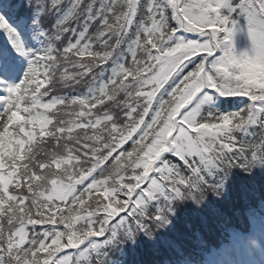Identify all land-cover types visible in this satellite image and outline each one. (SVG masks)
<instances>
[{
  "label": "snow or ice",
  "instance_id": "1",
  "mask_svg": "<svg viewBox=\"0 0 264 264\" xmlns=\"http://www.w3.org/2000/svg\"><path fill=\"white\" fill-rule=\"evenodd\" d=\"M0 36V264H192L264 200V0H0Z\"/></svg>",
  "mask_w": 264,
  "mask_h": 264
},
{
  "label": "trees",
  "instance_id": "2",
  "mask_svg": "<svg viewBox=\"0 0 264 264\" xmlns=\"http://www.w3.org/2000/svg\"><path fill=\"white\" fill-rule=\"evenodd\" d=\"M68 4L69 0H63V9H66ZM57 11L59 12L62 10L58 9ZM56 16L57 12H51V14L46 17L45 23H48L49 21L54 23ZM185 35H187L189 38H198L196 34ZM191 67H193V65L189 64L188 70H190ZM110 70L111 65L108 66L107 71L110 72ZM105 78L107 77L105 76ZM84 88L85 86L82 85L79 88H76L75 90L64 89L58 94L72 95L75 93L83 92ZM242 103V98H234L231 101V104H225L224 108L234 110L237 105H241ZM249 139L251 140V137ZM219 207L220 206L216 204H209L208 208L203 210V212L200 214L201 219L204 222V226L202 227V229H198L195 234V238L190 239V242L185 245L186 253L184 255V258L189 260L192 258H197L198 254L196 253L200 254L199 251H207L212 245H217L219 239L224 240L225 238H227L228 240V236L231 233L230 231H232L233 229H242L244 224L248 225L249 218L251 216L264 214V200H262L259 190H257L253 194L252 198L244 201L242 204H239L236 207L235 211H232V207L231 205H229L228 212L223 215H216L217 209ZM184 212L185 215L189 217H191L193 214V210L191 208H186ZM68 254L69 256H74V252H69ZM125 258L128 259L130 262L135 259L144 261V264H151L152 260L155 257L145 246H141L137 248L135 255L130 253Z\"/></svg>",
  "mask_w": 264,
  "mask_h": 264
},
{
  "label": "rangeland",
  "instance_id": "3",
  "mask_svg": "<svg viewBox=\"0 0 264 264\" xmlns=\"http://www.w3.org/2000/svg\"><path fill=\"white\" fill-rule=\"evenodd\" d=\"M2 39L4 40V37ZM245 44V38L242 35L238 36V48L244 47ZM249 235L258 239L261 246L252 247L247 240ZM249 235H245L239 242L221 248H213L206 257L210 258L211 264H264V220L253 219ZM244 248L248 249V252H244ZM77 258L79 259V257ZM193 264L199 263L194 262Z\"/></svg>",
  "mask_w": 264,
  "mask_h": 264
},
{
  "label": "clouds",
  "instance_id": "4",
  "mask_svg": "<svg viewBox=\"0 0 264 264\" xmlns=\"http://www.w3.org/2000/svg\"><path fill=\"white\" fill-rule=\"evenodd\" d=\"M251 243H252V246H253V247H259V245L257 244V242H255L254 240L251 241Z\"/></svg>",
  "mask_w": 264,
  "mask_h": 264
}]
</instances>
